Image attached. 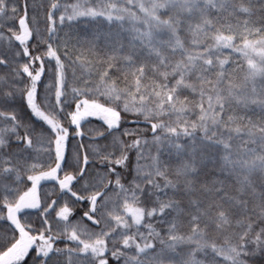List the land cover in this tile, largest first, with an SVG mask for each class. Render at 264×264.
<instances>
[{
	"label": "snow or ice",
	"instance_id": "obj_1",
	"mask_svg": "<svg viewBox=\"0 0 264 264\" xmlns=\"http://www.w3.org/2000/svg\"><path fill=\"white\" fill-rule=\"evenodd\" d=\"M0 264H264V0H0Z\"/></svg>",
	"mask_w": 264,
	"mask_h": 264
}]
</instances>
